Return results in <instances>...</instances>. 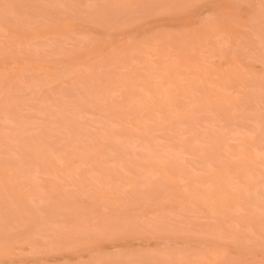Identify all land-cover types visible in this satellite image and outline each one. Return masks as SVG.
<instances>
[{
  "label": "bare ground",
  "instance_id": "bare-ground-1",
  "mask_svg": "<svg viewBox=\"0 0 264 264\" xmlns=\"http://www.w3.org/2000/svg\"><path fill=\"white\" fill-rule=\"evenodd\" d=\"M47 1L0 0V81L37 76L26 117L0 93V194L57 191L51 229L80 242L8 234L0 262L264 264V0ZM48 76L68 94L41 99Z\"/></svg>",
  "mask_w": 264,
  "mask_h": 264
},
{
  "label": "rangeland",
  "instance_id": "rangeland-1",
  "mask_svg": "<svg viewBox=\"0 0 264 264\" xmlns=\"http://www.w3.org/2000/svg\"><path fill=\"white\" fill-rule=\"evenodd\" d=\"M31 2H33V1H36V3L35 2H33V3H35L36 4V6H38V4H44V2H42V3H40L39 2V0H30ZM47 0H45V2H46ZM119 0H117L116 2H118ZM123 1H126V0H123ZM138 2V1H141V0H132V2ZM14 2V1H13ZM17 2V1H16ZM16 2H15V4H16ZM19 2V1H18ZM27 2V1H26ZM25 2V3H26ZM70 2L72 3V2H74V1H71L70 0ZM75 2H78V1H75ZM130 2H131V0H130ZM132 2H131V6L132 7H136V5H133L132 4ZM133 2V3H134ZM146 2V1H145ZM20 3V2H19ZM25 3H24V5H25ZM30 2H28V4H29ZM33 3H30V4H32L33 5V7H34V4ZM126 4L128 3L129 4V2H125ZM124 3V4H125ZM138 3H140V2H138ZM156 3V2H155ZM154 3V4H155ZM42 4V5H43ZM55 4V3H54ZM67 4H70V3H67ZM77 4V3H76ZM80 4V3H79ZM119 4V2L118 3H116V8H117V5ZM120 4H121V2H120ZM135 4V3H134ZM142 4V6L144 7V5H146V3H144V0L142 1V3H140V5ZM153 4V6L154 7H156V6H159V4L160 3H158L157 2V4L158 5H154ZM19 5H21V4H18V6ZM27 5V4H26ZM41 5V6H42ZM51 5H53V2H50V1H47V3H45L44 4V7L46 6V10L47 11H49V12H52V11H54L53 9H52V11H50L51 9L50 8H52V6ZM121 5H123V4H121ZM130 5L128 6V8H126V9H129L130 8ZM137 5H139V4H137ZM140 5H139V7L137 8L138 9V11L139 10H143L142 8H140ZM16 6H17V4H16ZM15 6V7H16ZM23 6V5H22ZM62 6V5H61ZM60 6V7H61ZM63 6H64V4H63ZM62 6V7H63ZM72 6V5H71ZM83 6V5H82ZM120 6V5H119ZM119 6H118V8H117V10L118 9H120V10H122V9H124L123 7H124V5H123V7L121 6V8H119ZM26 9L28 8V6H24ZM30 7V6H29ZM40 7V6H39ZM44 7L42 6L40 9H44ZM53 7H55L56 9H57V7H59V6H54L53 5ZM59 7V9L60 10H62L61 8ZM67 7V6H66ZM73 7H75V6H73ZM18 7H16L15 9H17ZM54 8V9H55ZM69 8V7H68ZM83 8V7H82ZM84 8H86V7H84ZM20 9H23V7L22 8H19V9H17V10H19L20 11ZM29 10H27V11H25V12H34V10H36V8L33 10L32 9V11H31V8H28ZM40 9H37V10H40ZM65 9V8H64ZM63 9V10H64ZM74 9H77V8H74ZM115 9V8H114ZM125 9V10H126ZM25 10V9H24ZM45 10V9H44ZM68 10V9H67ZM70 10V9H69ZM72 10V9H71ZM70 10V11H71ZM120 10H118L119 12H120ZM130 10V9H129ZM22 11V10H21ZM58 11V10H57ZM66 11V10H65ZM70 11H68V12H70ZM123 11V10H122ZM128 11V10H127ZM60 11H58V13H59ZM62 12V11H61ZM73 12H74V10H73ZM124 12V11H123ZM30 13V14H31ZM53 13H55V11L53 12ZM58 13H55V14H58ZM81 13V12H80ZM29 14V15H30ZM62 14V13H61ZM82 15H83V13H81ZM80 14V15H81ZM139 14H141V13H136V14H133V17H137ZM28 15V14H27ZM142 22H140V24H141ZM6 26V25H5ZM80 35L78 34V35H76V40L78 39V37H79ZM75 38V37H74ZM2 39V38H1ZM0 39V40H1ZM49 39V38H48ZM2 40H4V38L2 39ZM32 40V39H31ZM36 40V39H35ZM41 40V39H40ZM47 40V38L46 39H44L43 41H45V42H48V41H46ZM29 41V40H28ZM43 41L41 40V42L43 43ZM52 41H54V37H53V40H51V37H50V39H49V43H51ZM2 42V41H1ZM27 41H25V43H26ZM31 42V41H30ZM29 42V43H30ZM33 42V41H32ZM37 42V44H34V46H32L33 45V43H36ZM44 42V44H46ZM33 43H30L29 45L26 43V44H24V42L22 43V44H19L18 45V47H20V48H23V49H30V47L32 46L34 49L36 48V47H38V48H40L41 46L39 45V43H38V40H36L35 42H33ZM2 44V43H1ZM32 44V45H31ZM41 44V43H40ZM38 45V46H37ZM36 46V47H35ZM43 46V45H42ZM32 49V48H31ZM37 49V48H36ZM249 69L250 70H252L253 72H259V65L257 64V63H252V64H249ZM252 72V73H253ZM254 74H256V73H254ZM49 80H46L47 82H51L50 84H48V86L47 85H44V88L42 89V91L40 92V94H39V96H40V98L41 99H49V100H52V97L53 96H57V97H59L61 94H63V93H67L68 94V83H63L62 81L61 82H59V81H53V80H51L52 79V77L51 76H48L47 77ZM1 81H0V93L4 96V97H6V100L8 99V100H13V99H15V96H17L18 97V100L17 99H15L16 101H17V104L19 103L22 107H21V111H20V114H21V116H23V115H25V114H27L28 112H30V111H32L31 110V108H33L34 107V104L37 102V100L36 99H34V95H33V93L31 92H24L23 90H22V87H23V85L26 83V82H32V81H36L37 80V76H29V75H25V76H23L20 72L19 73H16V74H14V75H11V76H9V77H7V78H3V77H1ZM47 82H45V83H47ZM33 112V111H32ZM32 112L30 113V114H32ZM207 112L209 113V114H212L211 113V111H209V110H207ZM20 114H19V116H20ZM29 113L27 114V115H25V116H23V117H26V116H28V115H30ZM10 115V112H7V113H5V114H3V116H4V118L3 119H6V118H8V116ZM206 119V116H202V125H204V126H208V124L210 123L209 121H206L205 120ZM0 121H3V120H1L0 119ZM7 121V120H6ZM232 128H231V130H234V132H236L237 133V131H236V127L235 126H231ZM30 132H37V130H35V129H33V130H31ZM230 141H234L233 139H231ZM4 152H6V151H3V150H0V159H3V158H5L6 157V154L4 153ZM38 175H40V173H38ZM37 178H39V182L37 181V180H35V181H37L38 183V186H37V188L36 189H39V190H41V191H43V189H45L43 186L45 185V179L44 178H46L47 179V177H49V178H51L52 176H36ZM54 177V176H53ZM53 177H52V180H53ZM59 176H57V177H54V180H55V178L56 179H59L58 180V182H60V180H61V178H58ZM36 178V179H37ZM48 178V180H47V182L46 183H51L49 180H51V179H49ZM3 180V179H2ZM5 181H6V178L4 179ZM4 180L2 181V183H4ZM45 182H44V181ZM53 180V181H54ZM1 181V180H0ZM40 181H43V183L41 182L40 183ZM63 185H66L67 184V182L64 180V178H63ZM61 181V182H62ZM64 181L66 182V184H64ZM69 181V180H68ZM10 180H8L7 182H5L4 184H10ZM19 182V181H18ZM1 183V182H0ZM53 183V182H52ZM58 185H59V183H57ZM62 184V183H61ZM11 185V184H10ZM12 185H16V184H12ZM19 185V184H18ZM62 186V185H61ZM123 186H124V184H123ZM123 186H121L122 187V189H123ZM19 187V186H18ZM17 187V188H18ZM64 187V186H63ZM63 187H61V189L63 188ZM67 187V186H66ZM69 187V186H68ZM125 187V186H124ZM16 188V189H17ZM65 188V187H64ZM19 189V188H18ZM123 190H125V189H123ZM37 191V193H35L34 195H33V197H32V200L29 202L30 204H31V212H28V211H23V210H21L20 211V202H19V200H18V198H16L15 196H10V195H8V194H0V237H4V236H6V235H8V234H10L11 236V238L12 237H16V238H18V237H26V236H28L29 238H31V240H32V242H34L35 243V245L34 246H40V247H42L43 249H46V246H49V247H55L56 245H58V244H60L61 242L62 243H64V242H66V241H71V242H73V243H79L80 242V239H78V238H72V239H69V240H64V241H62V240H60L58 237H57V233H56V231H53L52 229H51V226H53V225H56V224H61L60 223V221L63 219V218H66V216H67V214H65L63 211H62V209H59L58 207H60V206H62V205H64L66 202H65V200L64 201H62L61 203H60V200H59V197H58V192L57 191H54V192H45V191H43L42 193H39L40 191H38V190H36ZM121 192H124V191H122V190H120ZM119 193L118 195H117V197L116 198H122L124 195H125V193ZM103 203H105V202H103ZM116 203H117V201H116ZM117 206H118V203H117ZM51 208H54L53 210H51ZM67 218H69V217H67ZM100 219V218H99ZM98 219V220H99ZM104 219L105 220H107L108 222H109V220L111 221V218H109V220H108V218H106V217H104ZM114 222H115V225L117 226V227H124L123 225H131V226H138V225H140L141 223H143L141 220H139V221H137V220H135L134 219V221H121L120 219H115V220H113ZM99 222H102V220H99ZM126 227H124L123 229H125ZM15 251H18L17 249H15ZM50 264H61L62 263V260L60 259V258H57V257H55V258H52L50 261ZM31 264H40L39 263V261L38 260H35V259H33V260H31V262H30ZM29 263V264H30ZM0 264H7L6 262H0ZM12 264H18L17 262H14V263H12ZM88 264H108V262H96V259H93L92 261H91V263H88Z\"/></svg>",
  "mask_w": 264,
  "mask_h": 264
}]
</instances>
